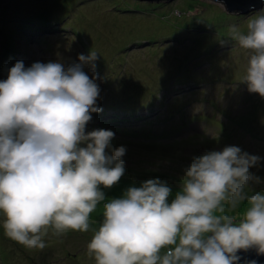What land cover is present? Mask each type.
Segmentation results:
<instances>
[{"label": "clouds", "instance_id": "clouds-1", "mask_svg": "<svg viewBox=\"0 0 264 264\" xmlns=\"http://www.w3.org/2000/svg\"><path fill=\"white\" fill-rule=\"evenodd\" d=\"M230 41L248 53L241 83L264 98V10L246 32L230 25L220 43ZM97 59L90 50L67 67L17 61L0 81V213L7 238L25 248L45 249L49 229L57 237L89 231L90 214L105 201L101 186L111 189L125 173L127 148H112L115 133L86 132L103 111ZM260 161L238 146L193 156L170 203L159 179L129 187L103 204L88 255L95 264H240L241 250L264 255V192L256 190L264 179L250 171Z\"/></svg>", "mask_w": 264, "mask_h": 264}, {"label": "rangeland", "instance_id": "rangeland-1", "mask_svg": "<svg viewBox=\"0 0 264 264\" xmlns=\"http://www.w3.org/2000/svg\"><path fill=\"white\" fill-rule=\"evenodd\" d=\"M65 1L0 0V81L7 79L9 69L17 61H23L25 67L50 61L62 62L67 67L79 63L78 56L88 55L91 50L98 53L95 72L99 76L96 83L101 89V98L97 104L105 100V93H114L118 88L117 93L121 94L128 86L133 93L129 96L134 100H153L149 104L160 114L151 117L148 124L155 131H152L153 137L136 129L127 132L111 128L115 133L112 148L123 145L127 152L123 158L124 175L118 184L105 189L107 202L121 198L129 187L159 179L171 189L170 203L181 191L183 169L192 157L222 151L227 146H238L261 157L260 166L250 171L264 179V98L249 93L247 85L241 83L247 66L246 50L234 41L229 42L235 43L234 46H222L220 41L229 39V26L223 27L221 20H210L215 13L228 12L223 3L216 0L170 3L90 0L85 8L78 10L77 7L67 14L65 24L72 32L68 28L57 33L45 31L38 38L42 37L41 41L30 38L20 39L14 46L6 43L10 28L6 21L13 20L10 16L13 11L18 14L33 6L38 7L36 10L60 13L59 6ZM68 1L72 4L74 0ZM262 10L264 5L258 12L245 15L243 23L237 22L238 14L231 13L237 19L231 24L246 32L249 19ZM15 47L19 52L10 62L8 53ZM176 64L180 67H175ZM84 71L92 77L89 66ZM179 73L201 80L192 81L196 85L190 88L181 86L175 82ZM198 115L213 116L225 129L215 120L199 119ZM172 124H183L185 128L176 131L169 127ZM162 133L165 137L160 136ZM106 151L111 155L110 149ZM256 190L264 192V184ZM246 207L245 202L236 213L242 214ZM95 213L96 210L90 214V221ZM3 220L0 213V231L4 232ZM92 232L91 228L87 232L69 230L58 241L59 237L49 229L43 250L25 248L5 236L1 237V243L8 251L9 264H31V259L33 264H95L94 258L85 252ZM78 247L84 256L62 261Z\"/></svg>", "mask_w": 264, "mask_h": 264}, {"label": "trees", "instance_id": "trees-1", "mask_svg": "<svg viewBox=\"0 0 264 264\" xmlns=\"http://www.w3.org/2000/svg\"><path fill=\"white\" fill-rule=\"evenodd\" d=\"M45 1H48V0H45ZM50 1L51 0H49V2ZM56 1L59 2V0H56ZM89 2L90 0H74L73 3L71 4L70 1L66 0L64 4H60L59 6L61 7L60 13H52V12L36 10V8L38 7L34 8L33 6L29 10H23L22 12L18 14H15L13 11L10 14L13 20L6 21L10 25V28L7 30V34H6V43L11 46H14V45H18V43H16L18 42V40L23 39L26 41L30 38L33 40L36 39L37 41H41L42 37L40 39L38 38L40 34H42L45 31H51L54 33H57V31L61 32L65 30V28H68L65 24V18L67 14L75 10L77 7H78L77 8L78 10L85 8ZM234 17L235 16L233 14H229V13L222 11L220 13H215V15L212 18H210V20L211 19L215 21L221 20V25L223 27L235 25L231 23H233V21L236 22L237 19H239V21L237 22H242V23L244 22L243 19L245 15L239 14V16H237V19ZM69 32H72V30L69 29ZM234 44L235 43H233V45L231 43H227L224 46L225 47L234 46ZM18 52H19V49L15 47L8 53V58L10 59V62L17 58ZM195 55L197 56V53ZM5 61H8V60H5ZM175 67H180V66L176 64ZM175 67L173 69H175ZM175 70L178 73L179 69L176 68ZM178 77L179 78L175 80L176 84H179V85L182 84L181 86L184 85L188 88H190L192 85H196L192 83V81L198 82L199 80H201L196 77L194 78V76L190 74L182 75L181 73H179ZM128 87H124V89L121 90L122 91L121 94H119V92L117 93L118 88L116 89L114 93L108 92L104 94L105 100H103L101 105L98 104V106L101 107L103 111L98 114L96 113L92 114V120L86 125V130L106 129V127H109L106 130H111V128H113V129H118V130H126L127 132H129L130 130L136 129L137 130L136 132L141 133L143 131L144 134L148 137L154 136V134L152 133L153 126L148 125V124L149 122H151V117H155L157 115L160 116V114H158V112H156L155 110H152L151 104H149V102H153V100L146 101L145 98L144 99L135 98L136 100H134L131 96H129V95H133V93L131 92V90L127 89ZM129 99H131L132 101H128ZM192 118H195V116H193ZM198 118L199 119L206 118L207 120H215V122L219 124V127L221 129H225V125L222 124L219 120H217L213 116L208 118L207 116H204V115H198ZM169 127L172 129H175L176 131H179L185 128V125L172 124ZM160 136L165 137V134L162 133ZM101 189L104 191V193H106L105 189H103V186H101ZM105 202H107L106 197H105V201L101 202L97 206V209H96L97 213H95V217L92 218V221H90V228L93 229V232H92L93 234H94V231L98 230L99 224L102 221L103 204ZM4 236L7 238L5 233L3 231H0V257H1L0 264H9V259H7L8 251L4 249V247L6 246L3 247L1 243V237H4ZM7 240L8 239H5V241ZM58 241H61V236L58 238ZM85 252L88 253L87 249H85ZM84 255L85 253L84 251H82V248L78 247L77 250L76 249L74 250V252L67 254V256L64 257L62 261H65L66 259H69V258L76 259ZM27 257L30 258L29 255ZM31 261L33 262V259H31ZM31 261L30 263L33 264Z\"/></svg>", "mask_w": 264, "mask_h": 264}, {"label": "water", "instance_id": "water-1", "mask_svg": "<svg viewBox=\"0 0 264 264\" xmlns=\"http://www.w3.org/2000/svg\"><path fill=\"white\" fill-rule=\"evenodd\" d=\"M145 2H172L174 0H141ZM223 3L225 9L229 13L247 15L257 12L262 9L264 0H217ZM238 255L241 256L240 264H245V261L256 260L257 264H264V255H257L255 249L248 251L241 250Z\"/></svg>", "mask_w": 264, "mask_h": 264}]
</instances>
